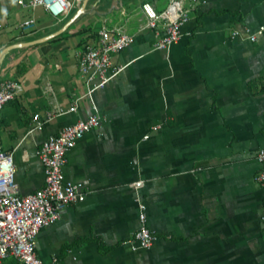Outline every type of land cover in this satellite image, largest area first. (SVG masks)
<instances>
[{
	"label": "crops",
	"instance_id": "obj_1",
	"mask_svg": "<svg viewBox=\"0 0 264 264\" xmlns=\"http://www.w3.org/2000/svg\"><path fill=\"white\" fill-rule=\"evenodd\" d=\"M72 1L67 15L54 17L0 0V51L79 14L60 35L1 61L0 80L19 85L0 110V143L13 155L20 194L45 184L43 141L88 117L93 101L99 107V125L64 167L87 196L41 230L37 255L47 264H264V187L256 178L264 34L251 41L247 32L264 22V0H201L168 49L156 47L162 30L145 26L141 5L161 11L169 0H89L83 11V0ZM30 18L35 24L24 27ZM104 25L134 38L112 57L123 70L89 97L78 60ZM138 180L144 184L135 188ZM139 197L155 234L150 248L132 241Z\"/></svg>",
	"mask_w": 264,
	"mask_h": 264
},
{
	"label": "built area",
	"instance_id": "obj_2",
	"mask_svg": "<svg viewBox=\"0 0 264 264\" xmlns=\"http://www.w3.org/2000/svg\"><path fill=\"white\" fill-rule=\"evenodd\" d=\"M19 2L24 6H42L54 17L67 15L74 4L72 0ZM201 2L169 0L167 7L161 11L150 1L142 3L145 26L162 30L156 43L157 48L168 49L181 38L182 25L190 19ZM35 22L34 18H30L23 26L30 27ZM247 32L250 40L255 41L259 35L264 34V22L255 30L247 28ZM98 34V43L87 44L78 60L79 69L85 74L86 94L89 97L123 70L124 66L115 65L112 57L128 47L134 38L133 34L117 26L104 25L98 29ZM18 88V83L11 79L0 80V110L16 97ZM92 108L93 112L88 117L65 126L43 141L38 153L45 170V184L28 194L19 193L14 179L13 155L4 150L0 143V261L13 257L21 264H47L36 253L39 233L45 226L56 222L68 204L81 202L87 196L80 184L66 179L64 167L69 152L77 142L100 123L99 107L94 101ZM72 109H76V106ZM34 119L37 120L38 116L35 115ZM256 158L262 164L256 178L264 187V148L258 150ZM143 184L144 180H138L132 185L140 188ZM137 201L140 225L132 241L135 242L134 247L150 248L154 244L155 234L149 225L147 204L140 197ZM261 219L264 224V214Z\"/></svg>",
	"mask_w": 264,
	"mask_h": 264
},
{
	"label": "water",
	"instance_id": "obj_3",
	"mask_svg": "<svg viewBox=\"0 0 264 264\" xmlns=\"http://www.w3.org/2000/svg\"><path fill=\"white\" fill-rule=\"evenodd\" d=\"M89 0H83V4H82V11L85 9V7L87 6ZM81 13V12H80ZM79 15V14H78ZM78 15L70 18L63 27L59 28L56 31H53L47 35H44L42 37H38L35 39H31V40H27V41H22V42H18V43H14L11 45H8L7 47H4L1 51H0V65H1V61L4 57V55L9 52L12 49H16V48H22V47H27V46H31L37 43H41V42H45L48 41L58 35H60L61 33H63L78 17Z\"/></svg>",
	"mask_w": 264,
	"mask_h": 264
}]
</instances>
